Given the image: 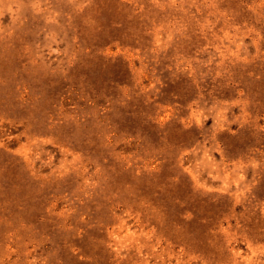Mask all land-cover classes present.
Wrapping results in <instances>:
<instances>
[{
    "label": "rangeland",
    "instance_id": "374dc122",
    "mask_svg": "<svg viewBox=\"0 0 264 264\" xmlns=\"http://www.w3.org/2000/svg\"><path fill=\"white\" fill-rule=\"evenodd\" d=\"M0 264H264V0H0Z\"/></svg>",
    "mask_w": 264,
    "mask_h": 264
}]
</instances>
